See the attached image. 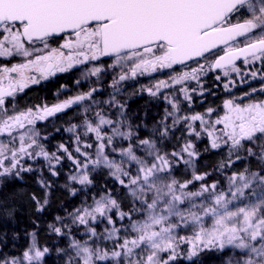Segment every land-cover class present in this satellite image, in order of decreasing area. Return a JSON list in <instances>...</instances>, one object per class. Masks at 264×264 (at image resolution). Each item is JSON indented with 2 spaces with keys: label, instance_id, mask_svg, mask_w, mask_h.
<instances>
[{
  "label": "snow or ice",
  "instance_id": "1",
  "mask_svg": "<svg viewBox=\"0 0 264 264\" xmlns=\"http://www.w3.org/2000/svg\"><path fill=\"white\" fill-rule=\"evenodd\" d=\"M165 70L167 79L154 78ZM73 71L81 72L77 86L111 74L110 98L96 100L102 88L89 87L52 105L15 106L25 89ZM209 74L229 92L256 80L260 87L226 99L223 115L212 107L183 113L182 102L190 107L194 95L214 94L205 87ZM143 77L150 84L135 94L168 107L141 137L147 125L134 126L117 97L126 83ZM257 93L264 95V0H0V182L37 171L40 160L57 176V165L67 159L69 181L88 187L93 173L105 170L131 202L124 210L105 189L69 213L87 239H77L56 217L59 226L49 228L69 238L67 249H56L65 264H178L184 244L189 260L201 250L232 249L236 258L228 264H264V99H254ZM74 107L83 113L81 123L65 129L72 150L61 143L50 152L38 124ZM181 126L189 139L163 151ZM202 136L210 149H226L222 169L250 159L259 169L232 172L226 188L207 183L209 173L176 179L174 169L199 157L190 138ZM38 183L47 195L50 183ZM33 200L43 212L48 200ZM97 224L105 225L102 231ZM188 230L191 235L180 234ZM30 235L19 256L0 258V264H45L51 250Z\"/></svg>",
  "mask_w": 264,
  "mask_h": 264
},
{
  "label": "trees",
  "instance_id": "2",
  "mask_svg": "<svg viewBox=\"0 0 264 264\" xmlns=\"http://www.w3.org/2000/svg\"><path fill=\"white\" fill-rule=\"evenodd\" d=\"M110 80L111 78L105 82V86L108 88ZM67 83L70 84H68L69 87H73L75 80ZM62 86L63 80L60 78L47 87L35 89L31 93L30 102L34 101V103L42 104L45 99L51 102L52 96L60 92ZM205 87L210 89L216 96L221 93V84L215 80L214 74L207 77ZM129 89L133 91L132 87H129ZM135 93L134 91L127 100L125 98L120 99L126 104L128 119L133 125L143 124L148 126L150 123L155 124L163 111L162 104L157 99L148 96L143 97ZM207 105L208 103L204 104L203 111H206ZM111 112L114 111L111 110ZM182 141H184V138H181L179 143H182ZM196 146L199 157L194 162L198 171L210 174L207 183L215 182L219 176H216L215 173L221 171L220 165L227 159L226 149L212 150L209 148L207 141L200 144L196 143ZM238 166L237 163L233 165V168ZM64 167L69 168L67 160L64 162ZM182 167L184 166H179L178 173H180L179 170ZM255 167V170L259 169L258 163H255ZM93 177L94 184L84 188L77 187L75 195L65 191L58 185H52L48 204L43 212L36 210V201L33 200V196L41 202L46 198L43 190L38 187L37 174H27L22 179H6L0 182V258L19 256L31 244L32 236L30 234L35 233L38 243L51 250L45 264H61L58 261L56 249H67L68 238L54 235L50 230V224H58L56 217L59 216L62 220L67 219L69 213H72L74 209L92 204V198H99L100 195L104 194L105 189L111 190L113 195L124 199V210L130 208V200L125 190L108 177L106 171H98ZM75 232L79 233L78 231ZM233 258H236V253L232 249L206 251L193 260L179 259L178 264H228V261Z\"/></svg>",
  "mask_w": 264,
  "mask_h": 264
},
{
  "label": "rangeland",
  "instance_id": "3",
  "mask_svg": "<svg viewBox=\"0 0 264 264\" xmlns=\"http://www.w3.org/2000/svg\"><path fill=\"white\" fill-rule=\"evenodd\" d=\"M14 62H16V61H14ZM73 72L67 73L66 75L72 74ZM60 75H62V74H58L57 76L52 77L49 80L44 81V82H42L39 85H33V86L25 89L24 92L20 93L16 97L15 106L18 109H20V110L25 109L24 107L23 108H20V107L17 106L18 105L17 104L18 103L17 102V100H18L17 98L18 97H20L21 95H23L25 92H27L31 88H34L35 86L47 87V85H49V84L55 82L57 79H59L58 76H60ZM76 75H77V78L76 79H79L80 78V75H81V72L79 74H76ZM153 76H154L155 79H167L168 76H169V73H168L167 70H165L163 72L155 73V74H153ZM110 77H111V74L104 75L99 84H97L95 82V79L94 78H93V80L91 82H89V81H82L81 84H80L81 86L79 85V91H78V93L79 92H86L89 87H101V88L103 87L104 88V93H106V92L107 93L104 94L103 97H101L99 95V93H98V94L95 95L94 98L96 100H98V101L108 100L110 98V94L112 93V89L109 87L110 90H111V92H110L109 88L106 87V86H104V84L106 82L105 80H107ZM110 83H111V80L109 81V85H110ZM149 84H150V80H149L148 77L140 78L138 82H136V81H130V82L126 83L123 86V89L121 91V94H120V96L117 97V99L120 100V99L125 98V100H127L128 97L131 94H133L134 91L136 92V90L138 88H140L142 85H149ZM85 86H86V89L83 88ZM43 87H40V88H43ZM129 87H132L133 91L131 89H129ZM251 87L259 88L260 87V81L259 80L252 81L250 84H245V85H242V86L241 85H237L235 88H233L231 90V92L226 91L223 88L222 84H221V93H220L219 96H216L215 94H213V95H206L204 97H199V96L194 95L193 96V103H192V105L189 107L187 103L182 102L181 103V110L185 114L204 113L205 112V111H203L204 104L206 105L208 103V105H207L206 108H209L211 106V104H213V106H211V107L217 109V113L219 115H223V111H222L223 102L226 99L232 98L233 96L239 97L244 92L249 91V89ZM109 92H110V94H109ZM58 94H59V97H57V95H56V97H55V99L53 101H51V102H43L42 104H48V105L55 104L57 102L58 98H59V100H63L64 99L63 98V95L60 94V93H58ZM72 96H74V95H72ZM142 96L144 97V96H148V95L147 94H143ZM153 99H155V98H153ZM254 99H264V95H261L260 93H257L255 95ZM158 101L162 104V108H163V111L161 112V114L158 117V120H159L163 116V114H164V109L166 107H168V106L166 105V103L162 99L161 100H158ZM215 101L217 103H214ZM245 102H247V101H245ZM85 104L87 105V102H85ZM101 106L103 107V105H101ZM28 107H32V106H29V104H28ZM28 107H26V108H28ZM72 109H78V110H77V112L74 113L73 116H71L72 119H68L69 121H65L62 118H49L47 121H43V122H40L38 124V129H39L41 135L48 137L47 141H45V145H46L47 149L50 152L56 151V145L61 144V143L65 144L66 146L69 147L70 150H72V147H73V136H72L71 133L65 131V129L68 128L71 124H79V123H81V121H82V113H83V109L81 107H74ZM113 111L114 112H112V116H113V118H115V112H116V110L113 109ZM217 113H213V116H212L213 119H215ZM73 119H76L77 121H73ZM155 124L150 123L146 128H143L142 127L140 129V135H141V137L148 135L151 132V129L153 128V126ZM134 126H135V124H134ZM56 129H60V131H56ZM181 138H184V141H182V143H179V141H180ZM186 139H189V138L186 137V135H184L183 128L181 126V129L180 130L176 131L174 133V135L169 140H167V141H165L163 143L162 150L163 151H167V152H171L173 149H179V145L183 144L186 141ZM190 139H192V141L195 144V146H196V143L197 144H200L201 142H204V141H207V143L209 144L208 138L207 137H204V136H202L198 140L195 139L194 137H192ZM125 146H126V144H125ZM196 150H197V146H196ZM215 151H217V150H215ZM242 155H243V153H242ZM66 160L67 159H64L60 165H57L56 171L59 173V175H57V176L51 175V173L48 170V167H47L46 162L43 161V160H40V161L36 162L33 165L34 168L38 169L37 171H33L31 173H24L23 176H25L27 174H37L38 181L41 180V179H43L47 183H50L51 186L52 185H58L62 189H64L67 192H70V193H72L73 189L76 190L77 187L84 188V186H80L78 184H75V183L69 181L68 176H69V174H70V172L72 170V164H71V162L69 160H67L68 163H69V168H65L64 167V162ZM243 162H245V163L243 164ZM255 163H257V162L255 160H251V159L250 160H241L240 162H238V164H239L238 167H234V168L232 167L231 169H221V171L219 170L218 172L215 173L216 176L219 175L218 176V179L215 182H218V185L220 187L226 188L227 187L226 176L231 175V173L234 172V171L235 172L242 171L245 167L249 168L252 171H256L255 170L256 169ZM180 165H183L184 166V167H182V169L180 168V170H179L180 173H178V171H177V169L179 167H177L176 169H174L175 178L178 179V180H180V181L192 179L193 172L200 173L198 171V168H197V166H196V164H195L194 161H193V163H192L191 166H186L184 164H180ZM98 171H105V170H97L96 172H98ZM96 172H94L93 175ZM187 177H189V179H187ZM10 179H15V178H10ZM208 180L209 179L207 178V181ZM38 187L41 190H43V192L45 193L46 199L49 200L50 189H47V195H46V189L45 188H42L39 183H38ZM191 187L194 190L195 188H198L199 187V183H196L195 185H192ZM113 196L121 203L122 208L125 209L123 207L124 199H120L119 196H116V195H113ZM130 204H131V202H130ZM63 223L64 224H67V225H69L71 227L72 235L75 236L77 239H81V240L82 239H87V236L85 234V229L82 226H79L78 227V226L72 225L71 224V217L70 216L67 219L63 220ZM57 226H59V224H57ZM96 227H97V231L99 232V231H102L103 230V228L105 227V225L104 224H97ZM75 231H78L79 233H76ZM53 234L56 235L55 233H53ZM180 234L182 236L191 235V230L183 231ZM60 237H64V236H60ZM65 237L68 238V236H66V235H65ZM36 241H37V239H36ZM68 242H69V238H68ZM37 243H38V241H37ZM110 244H111V242H105V246H109L110 247ZM225 250H227V249H225ZM179 251L181 252V258L180 259H188L187 258V255H188V252L190 251L189 245H187V244L182 245ZM206 251H218V250H216V249H205V250H201V251H199L197 253V255L193 256L191 260L195 259L201 253H204ZM234 251L236 253V250H234ZM48 256L45 258V261L48 258ZM57 258H58L59 263L65 264V259H66L65 257H63V256H61V255L58 254Z\"/></svg>",
  "mask_w": 264,
  "mask_h": 264
},
{
  "label": "flooded vegetation",
  "instance_id": "4",
  "mask_svg": "<svg viewBox=\"0 0 264 264\" xmlns=\"http://www.w3.org/2000/svg\"><path fill=\"white\" fill-rule=\"evenodd\" d=\"M55 46H56V43L53 42V47H55ZM105 61L108 62V59H105ZM79 73H80L79 71H74L72 74H69V75L62 74V75L58 76L59 79L61 78L63 80V86L64 87H61L60 92H57V93H55L52 96V101L55 99V97H56V95L58 93L62 94L64 99L67 98V97H69V96L76 95L78 93L79 86H77L76 84H74L73 87H69L70 84L67 83V82H71V80H77L76 79L77 78V75L76 74H79ZM110 78H108V79H110ZM105 81L107 82V80H105ZM104 86H105V84H104ZM40 87H43V86H35L34 88H31L30 90H28L27 92H25L23 95H21L20 97H18L17 98L18 99L17 100V102H18L17 103L18 104L17 106L20 107V108H23V107L26 108V107H28V104H29V106L41 105L40 103H34V101H31L30 102V99H31L30 96H31L32 91L35 90V89H39ZM83 88L86 89V86L83 87ZM104 94H106V93H104V88L102 87V91L99 93V95L101 97H103ZM26 98L28 99V101H26L27 100ZM44 102H48V100L45 99ZM77 110L78 109H69V110H67V111H65L63 113L57 114V116L54 117V118H62L65 121H69L68 119H72L71 116H73L74 113L77 112ZM73 121H77V120L76 119H73Z\"/></svg>",
  "mask_w": 264,
  "mask_h": 264
},
{
  "label": "water",
  "instance_id": "5",
  "mask_svg": "<svg viewBox=\"0 0 264 264\" xmlns=\"http://www.w3.org/2000/svg\"><path fill=\"white\" fill-rule=\"evenodd\" d=\"M105 59H107V58H105ZM178 67H180V66H178Z\"/></svg>",
  "mask_w": 264,
  "mask_h": 264
}]
</instances>
